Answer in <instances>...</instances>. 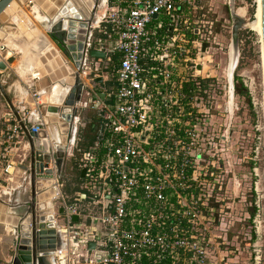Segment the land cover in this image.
Listing matches in <instances>:
<instances>
[{"label": "built area", "instance_id": "obj_1", "mask_svg": "<svg viewBox=\"0 0 264 264\" xmlns=\"http://www.w3.org/2000/svg\"><path fill=\"white\" fill-rule=\"evenodd\" d=\"M249 1L258 7L256 0H237L246 9ZM204 2L109 0L106 5L102 21L88 37L84 66L98 86V75L103 74L99 63L105 59L90 58L89 50L105 52L108 63L120 55L117 89L105 90V101L97 98L96 110L106 112L109 134L82 159L87 210L80 206L86 194L77 193L70 204L62 177H54L59 238L54 264H222L227 257L222 249L232 253L237 244L241 216L252 223L251 264H264L260 176L254 167L251 216L239 210L237 202L233 148L227 137L232 121L222 134V120L232 119L229 97L222 112L228 67L218 61L220 54L211 52L228 54L229 61L231 41H221ZM198 12L203 13L192 21ZM103 24L109 27V39H95ZM239 77L255 113L263 115L254 138V166L264 149V96L260 102L247 71ZM91 95L97 96L94 90ZM30 115L22 117L28 130ZM25 137L18 123L10 129L8 142ZM76 141L77 136L73 149ZM223 152L228 156L223 158ZM13 167L9 162L5 173ZM75 215L85 216V221L75 222ZM93 242L96 248L90 250Z\"/></svg>", "mask_w": 264, "mask_h": 264}, {"label": "water", "instance_id": "obj_2", "mask_svg": "<svg viewBox=\"0 0 264 264\" xmlns=\"http://www.w3.org/2000/svg\"><path fill=\"white\" fill-rule=\"evenodd\" d=\"M27 5L32 0H0V17L17 12V21H20V5ZM261 1L263 21V54H264V0ZM109 0H106V5ZM101 0H35L44 17L45 35L37 34L35 50L32 54V71L40 77L38 81L30 83L39 98H49L50 106H40L39 110L30 115L29 130L22 122L28 112L23 110V116L13 106L9 97V90L0 78V92L16 116L25 138L29 144L23 169L28 175V195L24 204H3L0 202V224L15 230L13 254L7 264H46L47 259L54 260L55 248L59 242L57 222L55 216V175L64 180L68 152L77 136L78 104L83 99L86 90H91L86 82L85 73L90 70L84 66L88 37L93 32V23ZM237 0H228V7L232 20L231 47L228 66L235 56V70L231 73L228 68V84L230 110H234L236 95L235 71L240 60L241 32L251 29L246 17L237 13ZM14 10V11H13ZM156 15L154 19H157ZM29 24L30 22L27 21ZM12 25V23H11ZM8 40V39H7ZM36 40V39H35ZM9 42H13L10 38ZM5 46H0L4 50ZM92 59H106L107 54L99 50H89ZM7 66L0 59V71H6ZM103 78L97 80L98 84ZM68 96V99L66 97ZM95 99L105 101L107 94L98 92ZM38 119V120H37ZM42 119V122H39ZM35 124V127H32ZM52 166V167H51ZM86 170L81 177L85 179ZM86 198V195H83ZM64 214V209H59ZM79 221V215L74 216ZM96 243L90 244V250H95Z\"/></svg>", "mask_w": 264, "mask_h": 264}, {"label": "crops", "instance_id": "obj_3", "mask_svg": "<svg viewBox=\"0 0 264 264\" xmlns=\"http://www.w3.org/2000/svg\"><path fill=\"white\" fill-rule=\"evenodd\" d=\"M223 2V0H222ZM20 5V21H17L16 14L11 15L13 17H6L2 15L0 17V46H5L4 50H0V59L7 66L6 71H0V78L5 84L7 90H9V97L13 103V106L20 112L23 116L24 108H27V112L31 114L39 110L40 106L49 107V98L37 97L34 90L30 87V83L33 81H38L40 79L32 71L31 61L32 54L31 51L35 50V42L37 41V34H44V26H47L46 22H43L44 17L43 12L40 7L35 4V0H32L27 5H22L18 1L15 2ZM206 2H204V5ZM14 11V10H13ZM30 22L29 24L27 23ZM12 23V25H11ZM46 34V33H45ZM46 38L50 39L47 34ZM12 38L13 42H7ZM8 39V40H7ZM36 39V40H35ZM107 60H103L101 68L103 69V74L100 72L98 78H103L104 82L100 85L105 86V82L108 79L105 64ZM87 78L86 82L89 84V73H85ZM94 88V87H93ZM108 87L105 86L101 92L107 90ZM91 91L86 90L83 94L82 101L78 104L77 109L78 119L80 120V125L85 123L88 118L83 119L84 111L89 108V94ZM68 99V96L66 97ZM16 116L10 109L9 104L0 92V202L3 204H24L27 202L29 191L28 175L23 169L26 166V154L29 150V144L25 138L23 141L8 142V134L10 129L15 124H18ZM71 151V152H70ZM68 153V156H72L73 147ZM11 162L14 167L7 174L5 173V168L7 164ZM67 163V162H66ZM68 172V183L69 186H76L77 175L73 167L69 166ZM66 179V177H64ZM64 182V180H63ZM65 185V184H64ZM83 200H86L82 196ZM82 209L87 210L88 203L84 202L80 204ZM86 217L81 216L79 221L84 222ZM15 230L6 225L0 224V264H7L11 261V254H13V242ZM238 245V244H237ZM249 249V248H248ZM246 251L241 252L238 246L232 248V253H227L222 249V256L224 261L222 264H246L247 258L251 260V255ZM250 251V250H249ZM247 253V254H245ZM46 264H54L51 259L46 260ZM70 264H75L70 261Z\"/></svg>", "mask_w": 264, "mask_h": 264}, {"label": "rangeland", "instance_id": "obj_4", "mask_svg": "<svg viewBox=\"0 0 264 264\" xmlns=\"http://www.w3.org/2000/svg\"><path fill=\"white\" fill-rule=\"evenodd\" d=\"M226 3L222 2V0H207L205 4V11L207 19L213 20L215 22V29L217 31V34H219V38L223 43L229 44L231 41V29H232V20L230 16V10L228 5H225ZM245 7L241 3L237 2L236 8L237 10L239 8ZM257 8H254V15L252 14L253 8H252V2L249 1L247 4V21L253 22L255 20L254 16L256 15ZM105 10H106V0H105ZM105 13V12H104ZM203 12H198L193 14L192 21H196L199 19V17L202 15ZM103 15L100 19V22L102 21ZM99 22V23H100ZM224 26H227L225 28ZM244 32V36L241 39V45H240V60L238 67L235 71V77L240 76V74L243 71H247L249 75L255 80L256 83V96L259 99L260 102H262L263 96H264V58L262 54V43L259 35L257 33H249L250 30L242 31ZM241 32V33H242ZM207 47L212 46L213 48H216L215 45L206 44ZM211 54H220L218 55L217 59L218 61L222 60L225 67H228V54L224 55L220 52ZM227 60V62H226ZM226 62V64H225ZM111 67V63L105 64V67ZM108 76L107 81L105 82V86L109 87L111 78H114L113 71H110V73H106ZM95 80L94 74L92 76L89 75V86L91 90L100 92L102 89L105 88L103 85L96 86L93 82ZM94 87V88H93ZM90 93V92H89ZM229 93L228 90H223V96H222V112L225 110V103L228 100ZM89 98V108H87L84 111L83 119L94 116L95 114H98L97 105H98V99L95 101L94 96L91 95V93L88 96ZM96 106V107H95ZM228 111L229 109L226 108ZM255 113V110L252 108L251 104L249 103L248 99L245 97H239L235 95L234 98V110L229 111L230 118L232 119H223L222 125H223V135L225 131V126L228 127L230 122L232 121L231 127L229 128L228 132V139L232 143V151L231 154V163L233 165V172L235 174L236 179V193H237V202L239 206V210H243L245 213H250L252 207H250V203H253L254 194H253V182L255 179L254 172L252 173V170L254 167L257 168L259 176L257 178V182H259V189L261 190L262 197L264 196V149L263 152L259 155V159L257 162V165L252 166L251 159L254 158V138L256 136V127L259 123H261V118L263 117L262 111L257 115ZM259 117V118H258ZM86 122V120H85ZM90 123V118H89ZM86 124L82 123L80 127H84ZM74 151V149H73ZM71 152V151H70ZM223 158L228 156V152L222 153ZM73 157L67 156V163L65 171L69 170L68 164H70ZM66 179L64 178V184L69 186L68 183V172L65 174ZM64 191V189H63ZM89 204V201L87 202ZM89 210H91V213H93V207L89 206ZM241 222L238 223L237 226V244L241 249V252L246 251L253 240H251V232L252 231V223L251 221L241 216ZM262 235L264 236V226L262 227ZM263 243H264V237H263ZM233 248V247H232ZM248 253L250 254V251L248 249ZM247 254V253H245ZM248 255V254H247ZM247 258L246 264H251V260H248Z\"/></svg>", "mask_w": 264, "mask_h": 264}, {"label": "trees", "instance_id": "obj_5", "mask_svg": "<svg viewBox=\"0 0 264 264\" xmlns=\"http://www.w3.org/2000/svg\"><path fill=\"white\" fill-rule=\"evenodd\" d=\"M252 14L254 15V8L252 11ZM111 34L109 27L106 24H103L101 26V29L96 30L94 33L95 39H102V40H108V35ZM244 36V32L241 33V39ZM111 67H106V71L110 73V71H113L114 78H111L110 86L108 87V90H116L118 87V70H119V63H120V55L116 54L113 55ZM235 91L236 96L239 97H245L248 99L250 103V97L248 90L243 85L242 81L240 80V77L236 76V85H235ZM106 115V112H103L101 115L100 113L95 114L94 116L88 117V120L85 122L84 127H80L77 134V141H76V147L74 148V156L69 164V166L73 167L75 170V173L77 175V182L78 184L74 187L64 185V194L67 197V201L72 204L76 201V194L81 192L82 194H86L87 198L85 202H88L89 199V192L83 188V186L87 182L86 179H82L81 174L83 171V162L82 159L85 154L90 153V151L101 141L102 138L107 137L109 132L105 128L106 120L104 119V116ZM90 118V123H89ZM101 148V146H100ZM98 153V151H97ZM251 216H254L255 209H251Z\"/></svg>", "mask_w": 264, "mask_h": 264}, {"label": "bare ground", "instance_id": "obj_6", "mask_svg": "<svg viewBox=\"0 0 264 264\" xmlns=\"http://www.w3.org/2000/svg\"><path fill=\"white\" fill-rule=\"evenodd\" d=\"M257 3H258V7H257V12H256V18L253 22H249L248 23V26L253 29V31H255L258 35H260L261 37L263 36V21H262V10H261V1L260 0H256ZM101 5L99 6L98 8V11H97V14H96V19L93 23V27H96L99 22H100V19L102 17V15L104 16L103 14V11L106 12L105 9V0H101ZM237 13L238 15H240L241 17H246V14H247V9L246 8H239L237 10ZM42 35H46L45 33L42 34ZM262 54H263V45H262ZM263 58H264V54H263ZM235 66H236V62H235V56L233 55V58H232V61L231 63L229 64L228 68L230 70V73H231V79H232V73L233 71L235 70Z\"/></svg>", "mask_w": 264, "mask_h": 264}, {"label": "flooded vegetation", "instance_id": "obj_7", "mask_svg": "<svg viewBox=\"0 0 264 264\" xmlns=\"http://www.w3.org/2000/svg\"><path fill=\"white\" fill-rule=\"evenodd\" d=\"M101 5V4H100ZM105 10V9H104ZM103 14H104V11H103ZM90 91V90H89ZM96 94L98 93V90L97 91H94Z\"/></svg>", "mask_w": 264, "mask_h": 264}]
</instances>
